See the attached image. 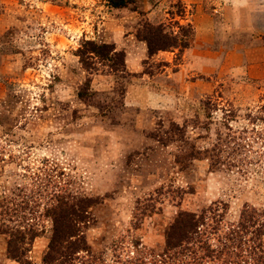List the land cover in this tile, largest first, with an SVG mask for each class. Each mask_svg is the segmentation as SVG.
<instances>
[{
    "label": "rangeland",
    "instance_id": "obj_1",
    "mask_svg": "<svg viewBox=\"0 0 264 264\" xmlns=\"http://www.w3.org/2000/svg\"><path fill=\"white\" fill-rule=\"evenodd\" d=\"M145 23L189 46L150 56ZM59 199L93 201L76 264L161 254L183 212L264 221V0H0V264L8 230L43 264Z\"/></svg>",
    "mask_w": 264,
    "mask_h": 264
},
{
    "label": "trees",
    "instance_id": "obj_2",
    "mask_svg": "<svg viewBox=\"0 0 264 264\" xmlns=\"http://www.w3.org/2000/svg\"><path fill=\"white\" fill-rule=\"evenodd\" d=\"M136 0H107L114 9H125ZM138 38L148 46L150 56L160 51L187 48L189 42L177 34L166 32L164 25L145 23L138 32ZM78 56L86 70L94 71V62L108 63L115 74L126 71L125 54L114 45L98 44L85 40ZM82 96V93H81ZM93 201L86 202L58 200L47 210L53 220V233L43 264H76L82 253L91 254L83 231L91 224L89 209ZM208 217L206 214L183 212L175 219L166 234L163 253L150 254L147 250L125 262L117 264H264V221L250 215L247 209L238 224L224 227L223 216ZM1 231V230H0ZM31 231V232H30ZM3 231L8 239V257L20 264H31L28 258L31 242L38 236L30 230ZM214 237V239H212ZM217 241V245L212 242ZM241 257V259H240ZM89 260V259H88ZM84 264H105L96 256Z\"/></svg>",
    "mask_w": 264,
    "mask_h": 264
}]
</instances>
